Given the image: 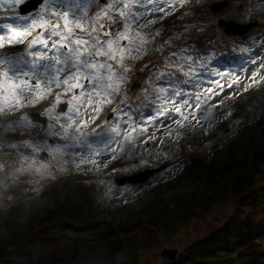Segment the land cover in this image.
Segmentation results:
<instances>
[{"label":"rangeland","instance_id":"1","mask_svg":"<svg viewBox=\"0 0 264 264\" xmlns=\"http://www.w3.org/2000/svg\"><path fill=\"white\" fill-rule=\"evenodd\" d=\"M25 1L23 0V2ZM194 1L196 3L192 4L193 6L189 3L192 2L191 0L167 1L169 5H173L172 10L165 7L163 12L156 13L155 16L152 13H148L146 16L147 24L141 26L132 25L130 33L132 37L136 40L142 38L148 43L140 49L139 53L134 52L132 55L125 57L122 65L114 64V67L118 69H126L123 72L126 81L118 85L119 91L113 93L111 97L104 95L107 91V88H105L101 91V95L93 94L91 103H89L87 93L79 99L74 98V94L79 92V89L64 91L63 87H53L50 94L43 99H37L33 104H21L14 111L0 112V141L7 138V135L12 138L8 140L14 141L13 143L6 142L3 145V149L0 148V239L8 236L9 230L6 225V213L4 210L9 208L13 200L25 203L26 210L32 211L33 206L41 202L44 193L51 184L60 182V178L75 175L82 179L85 178V184H93L96 188L95 196L85 205L88 211L92 212L91 215L94 216V221L87 224V226H80L79 229L67 228V232L71 235H81L87 239L98 240L99 232L105 228L107 222H111L114 219L117 223L123 219L120 215L126 211L125 206L130 203L132 205L136 204L135 209H137L139 206L138 201H142L141 199L146 189L165 183L176 176L181 166L180 163L184 159L177 162H175L177 159L171 160L173 151H178V149L169 150L172 146H176V143H172L177 134L174 127L177 129L200 127L206 134L208 128L212 127L214 129L218 127L213 132L215 135L220 128L223 131L226 130V124L223 123L222 119L227 116V109H222V103L232 105L234 102L247 99V102H250L251 100L250 103H254V107L246 111L245 119L240 120L238 123L234 121L236 125H230V129L226 131V134L220 137L219 143L216 144L217 146L208 144L202 150L199 149V154H195V156L206 157L214 149L221 147L220 142L224 143L232 138L237 130L252 122L253 119L263 117L264 108L259 107L263 99H261V96H257L259 89L251 91L249 88L250 85H255L256 89L264 86V60L261 57V51L254 48L253 50L249 49L244 42L236 43L225 32V26L218 27V21L223 19L237 24H260L258 28L261 29L257 32L261 30V34H253L245 40L246 42L258 43L262 38L264 39V0ZM222 1H227V6L214 13L211 12L210 6H212V3ZM110 2L118 3L119 1L110 0ZM125 2L135 5L137 0H125ZM18 5H13L11 0H5L4 3L0 0V11H5L8 14L11 12L15 13ZM180 7L184 8V11H189V8L192 11L204 10L206 19L213 25L211 30H201L202 33L205 32V37H214L216 41L222 43L231 42V45H234L232 47L236 48L237 51L246 49L245 51L256 65H248L249 60H247L242 63V65H246H238L230 72L223 70L221 73L219 72L220 75L211 76L207 71L194 74L193 68L186 64L188 58L185 55H180L183 49L177 48L176 45L179 40L188 39L187 37L192 32L191 26L187 24L182 27L181 25L179 26L180 29L177 30V27H175L170 32H164L163 30L164 19L171 14H176L177 9ZM123 11L127 12L128 9H123ZM38 12L39 10L29 16H34ZM110 12L111 10H109V14ZM95 13L94 7H91L87 17L93 18ZM101 20L104 25L106 24L107 28L110 26L119 28L120 26L119 22L110 21L107 14ZM50 22L55 24L56 20L52 19ZM14 24L18 23L15 22ZM153 27L158 29V35L152 33ZM36 31H39V29ZM35 34L36 32L34 31L31 36L20 43H5L4 47L0 48V56L6 54L7 51H9L8 54H13L17 53V50H21L20 52L26 50L28 43ZM158 39L164 45L156 44ZM169 47L172 50L178 49L175 52L177 57L172 58L173 53H168L167 51ZM164 53H168V56L164 55ZM99 59H103V57ZM159 60L162 61L166 72L176 70V72L187 79L192 78L189 80L190 87L187 91L178 87L175 88L171 82L167 83L163 79H159V74L162 75L161 73L164 72L158 70L156 64ZM230 63L228 59L222 62V64L228 66H230ZM133 83L135 87L131 88ZM161 87L165 88L163 93L160 91ZM142 88H144V91L141 90ZM208 88H211L212 91L208 92ZM173 92L184 93L188 97L187 103L189 106L187 108L181 107L179 101L184 97H173ZM58 93L60 94L59 101L56 100ZM195 96L205 97V99H201L199 108L196 107L195 100L192 99ZM126 97L135 100L140 98L147 103L150 101L152 103L155 102L154 104L159 107V112L164 111V114L158 116L148 115L146 118L148 122L144 123L132 120L128 117V110L122 105ZM235 97L237 98L234 99ZM69 101H72L71 105H69ZM61 103L67 104L62 112H67L68 115L75 118V123L69 128L66 135H59L47 129V125H52L53 129H61L62 122L67 121L68 116L62 115V112L58 110ZM97 107H99V111H93ZM176 107H181V114L186 117L185 119H181V114L176 113ZM77 108H79L78 114L76 113ZM46 110L61 114L59 115L60 122L55 116L50 118L45 114ZM38 112H43L42 114L48 120L46 124L37 123L28 117L29 113ZM114 112H123L124 114L114 115ZM109 113L112 115L107 119ZM22 117H28L30 123L26 122L23 126L12 124L13 121H17ZM81 119L85 123L80 124L79 131H77L76 124H79ZM70 137H75V139ZM41 138L45 142V146H42L38 153H33L22 143L25 141L38 143ZM51 140H55V142H51ZM180 141L184 144L182 138H180ZM190 142L193 141H186L185 139L186 146L190 145ZM54 146H59L60 150L50 151L49 149ZM43 152H46V155ZM189 156L187 157V162L190 164ZM165 161L172 162L162 174L140 187L132 185L119 187L114 182L113 177L109 175L110 173H108V169L115 167L118 168L115 169L117 171L119 168H125L124 172L129 175L142 169L150 168L152 164H163ZM258 179L260 182L264 181V167ZM257 191V196H259L254 206L250 204L252 201L249 197H247L246 204L242 200L243 197L250 194L249 192L231 195L224 203L213 207L209 211L202 212L198 218L193 220L186 228H183L173 239L164 242L157 250L144 252L143 261L145 263L147 261L155 264L162 263L160 251L163 248H177L182 251L193 238L210 233L230 217L243 218L248 213L260 212L257 219L264 220V197L262 195L264 193L259 189ZM40 215L43 216V213H36L34 216L35 222L38 221L37 216L40 217ZM262 240L264 241V238ZM258 246H253L248 253L237 261L229 262L228 260L232 256L227 257V254L220 252L218 257L210 263L264 264V246ZM47 252L15 260L14 258L10 260L7 258L1 259L0 264H35L42 260ZM6 260L11 262L7 263Z\"/></svg>","mask_w":264,"mask_h":264},{"label":"trees","instance_id":"2","mask_svg":"<svg viewBox=\"0 0 264 264\" xmlns=\"http://www.w3.org/2000/svg\"><path fill=\"white\" fill-rule=\"evenodd\" d=\"M191 1V5L196 3ZM184 10L183 8L177 14L164 19V32H170L175 27L178 30L179 26L188 24L192 32L187 38L197 48L210 49L218 41L214 37H205V32H201L203 29L213 28L205 17L206 12L199 9L192 11L191 8L189 11ZM0 17L6 18L7 13L0 11ZM224 53L241 60L248 57L245 50H230L226 48L225 43H219L215 54L220 57ZM210 61V55L204 52L202 63ZM156 65L159 71L166 72L161 60L157 61ZM167 74L173 75L174 78L180 76L176 70ZM263 87L252 89L249 86L251 91L259 89L257 96L263 99L259 104L260 108H264ZM247 100L234 102L232 105L221 104L222 109L228 110L227 116L222 119L226 130L220 128L215 135L213 132L218 127L208 128L207 134L200 127H174L177 134L172 143H176V146L169 150L178 151H173L171 160L177 159V162L184 159L176 176L146 189L142 201H138L137 209L136 204L125 206L126 211L120 215L123 219L117 223L114 219L107 222L105 228L99 232L98 240L67 232V228L79 229L80 226H87L94 221L92 212H89L85 205L95 196L96 188L93 184H85V178L75 175L60 178V182L49 186L41 202L34 205L32 211L26 210L25 203L13 200L9 208L4 210L9 231L7 237L0 239V260L21 259L48 251L43 259L35 264H155L149 261L145 263L143 253L157 250L202 212L224 203L231 195L249 192L251 195H246L242 200L246 204L249 197L252 201L250 204L254 206L259 196L257 190L264 193V181L260 182L258 179L264 167V115L237 130L234 136L224 143L220 142L221 147L214 149L210 155L195 156L199 154V149L202 150L208 144L217 146L220 137L226 134L234 121L238 123L246 118V111L254 107V103ZM144 102L146 101H142V104H145ZM148 103L146 108L156 112L157 106L151 101ZM139 117L140 112L136 114V118ZM7 138H10L9 135ZM185 139L193 142L186 146ZM5 140L6 138L1 140L0 145L4 144ZM172 143L170 142L171 145ZM166 146L168 147L167 144ZM188 156L190 164L187 162ZM115 169L118 168L108 169L112 177L125 173V168H119L118 171ZM262 195L264 197V194ZM39 212H42L43 216H37L38 221L35 222L34 216ZM254 213H248L243 218H228L217 229L188 242L175 261L156 264H214L210 262L215 260L220 252L227 254V257L232 256L229 262L241 259L253 246H264V220L257 219L260 212Z\"/></svg>","mask_w":264,"mask_h":264},{"label":"snow or ice","instance_id":"3","mask_svg":"<svg viewBox=\"0 0 264 264\" xmlns=\"http://www.w3.org/2000/svg\"><path fill=\"white\" fill-rule=\"evenodd\" d=\"M11 2L16 5L23 3V0ZM91 7H95L97 11L93 18H88L87 13ZM165 7L172 10L173 5H169L167 0H137L135 5H130L125 0H119L118 3L110 0H44L34 16H17L15 19L23 21L22 23L3 24L0 26L3 29L0 48L5 43L23 42L34 31L36 34L26 50L0 56V112L14 111L21 104H33L37 99L50 94L53 87H63L64 91L79 89L74 98L79 99L87 93L89 103L93 94L99 96L105 88L107 91L104 95L111 97L119 91L118 85L126 81L123 74L126 69H118L114 64L122 65L125 57L134 52L139 53L148 43L142 38L136 40L132 37V25L147 24L148 13L155 16L156 13L163 12ZM106 14L110 21L119 22V28H105L101 18ZM52 19L56 20L55 24L50 22ZM100 57L103 59H99ZM172 58H175V54H172ZM160 91L163 93L165 88L161 87ZM207 91L211 92L212 89L208 88ZM172 96H183L179 101L181 107L189 106L188 97L184 93L173 92ZM192 99L199 108L201 99L205 97L195 96ZM56 100H60L59 93ZM68 103L71 105L72 101ZM181 107L175 108L176 113L181 114ZM93 111L98 112L99 107ZM76 113H79V108ZM45 114L50 118L55 116L58 122L59 115L68 116L67 121L62 122L61 129H53L52 125H47L48 130L59 135H66L75 123L74 116L67 112L56 114L46 110ZM123 114L114 112V115ZM160 114H164V111ZM180 118L186 117L181 114ZM26 122L30 123L28 117H22L12 124L23 126ZM84 123L81 119L76 124V130L79 131L80 124ZM24 145L33 153H38L45 142L41 138L38 143L25 141ZM49 150L59 151L60 148L54 146Z\"/></svg>","mask_w":264,"mask_h":264},{"label":"water","instance_id":"4","mask_svg":"<svg viewBox=\"0 0 264 264\" xmlns=\"http://www.w3.org/2000/svg\"><path fill=\"white\" fill-rule=\"evenodd\" d=\"M42 0H30L27 3H25L23 6L20 7L21 12H28L30 10L33 9V5H36V7L38 6V4L41 2ZM228 4L227 1H223L220 3H214L211 6V10L213 12H216L218 10L223 9L224 7H226ZM35 7V8H36ZM219 26L223 27L225 26V32L228 34H244L246 32L249 31L251 24H247V25H240V24H235L232 21H224V20H219ZM62 110L65 108L64 105H61L60 107ZM31 117L33 120L37 121V122H42L45 123L46 119L41 117L40 113H32ZM164 168V166L159 167V168H148L145 170H142L140 172L131 174V175H123L120 176L118 178H116V182L119 185H125L127 183H131V184H141L145 181H147L149 178H151L153 175H155L156 173L160 172L162 169ZM177 250H172V249H168L165 248L161 251V256L163 258H166L168 260H175L176 256H177Z\"/></svg>","mask_w":264,"mask_h":264}]
</instances>
